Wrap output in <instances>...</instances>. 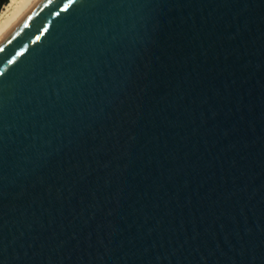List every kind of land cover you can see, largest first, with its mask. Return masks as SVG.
I'll return each instance as SVG.
<instances>
[{
	"label": "water",
	"instance_id": "95a60500",
	"mask_svg": "<svg viewBox=\"0 0 264 264\" xmlns=\"http://www.w3.org/2000/svg\"><path fill=\"white\" fill-rule=\"evenodd\" d=\"M0 264H264V0H9Z\"/></svg>",
	"mask_w": 264,
	"mask_h": 264
},
{
	"label": "trees",
	"instance_id": "16d2710c",
	"mask_svg": "<svg viewBox=\"0 0 264 264\" xmlns=\"http://www.w3.org/2000/svg\"><path fill=\"white\" fill-rule=\"evenodd\" d=\"M9 2V0H0V12L3 9V7Z\"/></svg>",
	"mask_w": 264,
	"mask_h": 264
}]
</instances>
